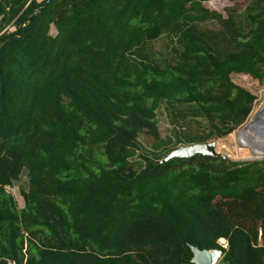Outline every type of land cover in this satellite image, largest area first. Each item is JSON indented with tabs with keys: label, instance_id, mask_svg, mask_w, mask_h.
Masks as SVG:
<instances>
[{
	"label": "trees",
	"instance_id": "16d2710c",
	"mask_svg": "<svg viewBox=\"0 0 264 264\" xmlns=\"http://www.w3.org/2000/svg\"><path fill=\"white\" fill-rule=\"evenodd\" d=\"M207 1L0 0V264H264V158L159 162L247 120L232 74L264 81V0Z\"/></svg>",
	"mask_w": 264,
	"mask_h": 264
},
{
	"label": "rangeland",
	"instance_id": "374dc122",
	"mask_svg": "<svg viewBox=\"0 0 264 264\" xmlns=\"http://www.w3.org/2000/svg\"><path fill=\"white\" fill-rule=\"evenodd\" d=\"M204 5L213 10L216 9L217 11L221 12L224 17H227L230 11H234L238 13L243 12L248 5V1L247 0H237V1L210 0L204 2ZM204 27L218 29L220 28V25L215 22L213 23L210 22L205 24ZM50 32L51 34L56 35L57 33L56 28L52 26ZM167 42L171 46V43L169 41ZM165 44H166L165 40H161L158 43H156V48L163 49L165 48ZM232 80L236 84L241 85L246 89L250 90L252 93L256 94L257 99L249 117L238 129H236L233 133H231L225 138L216 139V149L221 154H224L228 156L230 159L236 161H252L256 159H263L264 155L253 153L252 150L249 149L248 147L239 145L237 133L240 132L242 129H244L246 126L250 125V122L252 121L255 113H257V111L264 106V81L260 82L258 79L243 73L232 74ZM158 120H159L158 127L161 137L165 138L167 135H172L174 139H176L175 136L176 128H174V126L170 124L169 116L165 111L164 105H162V107L158 112ZM139 141L142 144V146H144L146 149L148 150L152 149V145L154 143V139L152 137L145 135V133H142L139 135ZM138 158H139V154H137L132 161L134 162ZM28 187H29V180H28L27 172L24 171L19 181H17L14 185L6 186L5 189L8 193L14 196V198L18 203L19 208H23L25 206V200L21 192L23 190H27ZM220 260L216 264H219Z\"/></svg>",
	"mask_w": 264,
	"mask_h": 264
},
{
	"label": "water",
	"instance_id": "95a60500",
	"mask_svg": "<svg viewBox=\"0 0 264 264\" xmlns=\"http://www.w3.org/2000/svg\"><path fill=\"white\" fill-rule=\"evenodd\" d=\"M264 106L260 108L259 116H263ZM245 127L240 132L237 133L238 143L241 146L248 147L252 150L253 153L264 155V140H253L248 138H240V134L246 131ZM264 127L262 128V130ZM248 134V132H247ZM216 141L205 142V143H192V144H180L179 147L170 153L167 156L160 160V163L167 162L172 158H188L192 157L196 154H204L210 156H223L227 158L228 156L221 154L217 151ZM189 149V151H185ZM192 149V150H191ZM190 249L193 253V257L191 261L194 264H216L223 255V251L221 249H200L198 246L190 245Z\"/></svg>",
	"mask_w": 264,
	"mask_h": 264
},
{
	"label": "bare ground",
	"instance_id": "6f19581e",
	"mask_svg": "<svg viewBox=\"0 0 264 264\" xmlns=\"http://www.w3.org/2000/svg\"><path fill=\"white\" fill-rule=\"evenodd\" d=\"M259 113H260V109L253 116V119L250 122V125L246 126L247 127L246 131L240 134V138L244 137V138L253 139L257 141L264 140V129L262 130V128L264 127V113H263V116H259ZM185 151H189V149H186Z\"/></svg>",
	"mask_w": 264,
	"mask_h": 264
},
{
	"label": "built area",
	"instance_id": "2783aa9c",
	"mask_svg": "<svg viewBox=\"0 0 264 264\" xmlns=\"http://www.w3.org/2000/svg\"><path fill=\"white\" fill-rule=\"evenodd\" d=\"M220 241H221V244L226 245V241L225 240L221 239Z\"/></svg>",
	"mask_w": 264,
	"mask_h": 264
},
{
	"label": "clouds",
	"instance_id": "9594fccd",
	"mask_svg": "<svg viewBox=\"0 0 264 264\" xmlns=\"http://www.w3.org/2000/svg\"><path fill=\"white\" fill-rule=\"evenodd\" d=\"M256 102V101H255Z\"/></svg>",
	"mask_w": 264,
	"mask_h": 264
}]
</instances>
